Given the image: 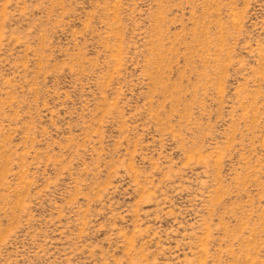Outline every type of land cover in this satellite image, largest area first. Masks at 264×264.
<instances>
[{"label": "rangeland", "instance_id": "1", "mask_svg": "<svg viewBox=\"0 0 264 264\" xmlns=\"http://www.w3.org/2000/svg\"><path fill=\"white\" fill-rule=\"evenodd\" d=\"M0 264H264V0H0Z\"/></svg>", "mask_w": 264, "mask_h": 264}]
</instances>
